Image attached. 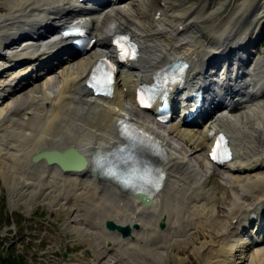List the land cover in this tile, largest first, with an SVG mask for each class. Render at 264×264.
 <instances>
[{
	"label": "bare ground",
	"instance_id": "1",
	"mask_svg": "<svg viewBox=\"0 0 264 264\" xmlns=\"http://www.w3.org/2000/svg\"><path fill=\"white\" fill-rule=\"evenodd\" d=\"M243 1L234 14L229 9L221 14L220 4L211 1L207 14L212 21L204 24L208 18L202 17L200 2L184 8L183 0H159L151 14L149 0H109L87 11L78 0H0L7 9L0 15V49H7L0 53V72L21 62L0 84V97L17 92L0 109V173L12 191L19 186L28 199L63 205L72 213L70 223L79 225V235L96 245L97 258L112 254L120 264H161L172 242L193 238L192 228L201 234L209 224L224 245L203 243L208 263L258 264V259L264 264V246L248 260L246 248L264 238V172L256 171L264 167V55L249 53L262 23L240 32L239 16L252 7ZM72 22L86 24L97 36L84 54H73L53 29ZM124 30L140 42L141 54L121 65L113 96L95 95L86 80L101 56L115 52L112 37ZM177 57L191 63L186 87L210 84L214 93L211 98L208 91L209 98L217 104L236 91V104L215 109L201 123L175 117L167 126L158 125L151 111L146 115L136 106V90ZM121 118L133 120L165 146L167 176L151 203L91 170L95 156L122 140ZM220 129L229 134L235 151L223 166L228 175L207 157L215 137H209L210 131ZM69 147L89 164L66 170L58 161L33 158L45 149ZM245 173L252 174L239 175ZM110 218L130 224L132 234L108 229ZM160 221L166 227L160 228ZM204 234L213 240L211 232L200 237Z\"/></svg>",
	"mask_w": 264,
	"mask_h": 264
},
{
	"label": "rangeland",
	"instance_id": "2",
	"mask_svg": "<svg viewBox=\"0 0 264 264\" xmlns=\"http://www.w3.org/2000/svg\"><path fill=\"white\" fill-rule=\"evenodd\" d=\"M183 1L186 3L185 6L183 5L184 8L194 5L195 2H200L197 4L203 5L201 6L202 8L205 6V9L201 10V13H204L202 17L208 18L204 24H210L212 18L208 16L207 11L210 3H212L211 1L217 4L218 7L220 4L219 12L221 14L227 12L228 9L230 13L234 14L239 10L238 7H241L240 5L243 0H236V2L234 0ZM175 2H182V0H175ZM223 2L224 5L222 6L221 3ZM158 3L159 0H149V13L153 14L158 9ZM246 4L247 7L250 5L252 7L249 8L250 11L247 10L248 12L239 16V18L242 17L240 18L241 25L238 24L237 27L240 32L247 33L257 22L262 23V28L256 37L257 45L253 46L250 42L249 46V53H254L255 55L253 57L257 58L264 55V0H249ZM199 7L197 8L200 9ZM6 11V7L0 5V15ZM172 18L173 14L171 13L169 19L171 20ZM173 27H175V24ZM6 50V48H1L0 53H5ZM242 55H246V52L242 53ZM57 67H54L50 72L54 71ZM13 73V69H6L0 72V84L7 82ZM45 75L44 78L46 77ZM44 78L41 77L40 82H43L45 80ZM1 93L3 92H0V95ZM15 93L17 92L13 94L6 93L0 97V109L4 108ZM144 112L146 115H150L148 112ZM182 147L186 151V147ZM201 164L203 165V161H201ZM1 165L0 162V167ZM256 171L264 172V167ZM219 172L221 175L229 174L224 168L219 170ZM248 174L252 173L239 175L246 176ZM18 187L12 191V185L7 183L2 173H0V264H6L8 262V260L4 261V256H9L12 264L16 262L19 264H109L110 262L120 264L118 261H114L115 259L112 254L104 255V258H97L95 255L96 245L91 242L89 243V241L87 242L83 236L79 235L77 232L79 225L74 222L70 223L69 218L72 217V213H69L63 205L60 203L57 204V202L53 204L44 200L38 201L35 197L28 199V196H23V193L19 192L20 187ZM107 195L115 199L111 191L107 192ZM158 225L162 228L160 223ZM196 231L197 226L190 231L193 232V238L189 236L185 238L184 236L179 237L180 240L172 242L170 248L167 250V254H164L163 259H161V264H210L205 260V246L203 248V243L208 242L214 245H224V242H218L219 239L210 230L209 224L204 225L201 234H209L211 232L213 234V240L205 234L201 238V234ZM263 244L264 241H259L257 244L253 243L250 246L248 245L246 247L248 253L247 260L254 259L259 249L264 246ZM64 251L67 252L66 255H64ZM259 262L260 260L257 259L256 263L261 264Z\"/></svg>",
	"mask_w": 264,
	"mask_h": 264
},
{
	"label": "water",
	"instance_id": "3",
	"mask_svg": "<svg viewBox=\"0 0 264 264\" xmlns=\"http://www.w3.org/2000/svg\"><path fill=\"white\" fill-rule=\"evenodd\" d=\"M43 156L46 157L49 162L58 161L61 164L62 168L66 170L72 168L80 169L89 164L87 157L75 147H69L66 150L45 149L36 153L34 155V159H39ZM72 158H75V160H73ZM139 195L146 203H150L152 201V198L148 197L145 194L139 193ZM106 225L109 229L118 230L124 237L132 234V226L128 223H118L110 218L107 219ZM164 225L165 223L162 222L161 226Z\"/></svg>",
	"mask_w": 264,
	"mask_h": 264
},
{
	"label": "snow or ice",
	"instance_id": "4",
	"mask_svg": "<svg viewBox=\"0 0 264 264\" xmlns=\"http://www.w3.org/2000/svg\"><path fill=\"white\" fill-rule=\"evenodd\" d=\"M124 54H127V52L125 51ZM110 83H111V77H110V75L105 74L101 78L94 77L93 78V85L92 86L103 88V87H106V86L110 85ZM141 103H143V100H141ZM219 147H220L219 142H217L216 147H214L213 150H212V152L210 153L211 158L213 160L217 159ZM140 179H145V177L144 176H141Z\"/></svg>",
	"mask_w": 264,
	"mask_h": 264
},
{
	"label": "trees",
	"instance_id": "5",
	"mask_svg": "<svg viewBox=\"0 0 264 264\" xmlns=\"http://www.w3.org/2000/svg\"><path fill=\"white\" fill-rule=\"evenodd\" d=\"M3 259H4V261H5V260H6V261L8 260V262H6V264H12V262H11V258H10L9 256H7V257L4 256ZM13 264H19V263L16 262V263H13Z\"/></svg>",
	"mask_w": 264,
	"mask_h": 264
}]
</instances>
